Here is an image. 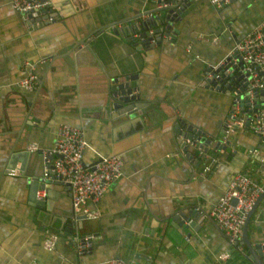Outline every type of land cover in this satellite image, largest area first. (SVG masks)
Listing matches in <instances>:
<instances>
[{
  "label": "crops",
  "instance_id": "obj_1",
  "mask_svg": "<svg viewBox=\"0 0 264 264\" xmlns=\"http://www.w3.org/2000/svg\"><path fill=\"white\" fill-rule=\"evenodd\" d=\"M49 2L52 19L33 26L10 0H0V264L110 258L129 264H213L221 252L228 253L222 264H254L241 239L229 245L206 213L232 175L259 181L260 166L245 150L264 152V141L249 130L235 131L223 147L202 146L215 162L199 175L209 160L192 147L187 149L191 159L179 155L176 139L185 129L175 123L184 121L211 141L219 139L230 96L202 82L209 68L264 18V0H231L220 9L209 0H189L168 34L161 32L151 46L145 41L146 47L130 26L165 13L147 0ZM158 27L155 22L149 28L154 36ZM25 64L33 67L35 91L17 86ZM125 75H135L131 85L140 114L115 116L104 106L107 81ZM39 104L43 113L33 114ZM61 123L81 131L87 143L84 166L112 154L122 162L121 176L88 204L98 216L82 220L72 232L92 236L90 251L81 257L65 234L73 217L67 186L45 189L40 208L29 197V177L3 171L10 148L49 149ZM34 161L27 174H40L39 157L32 154L31 165ZM184 206L200 211L194 227L164 220ZM245 232L252 244H264V194ZM47 234L56 236L49 250L44 248Z\"/></svg>",
  "mask_w": 264,
  "mask_h": 264
},
{
  "label": "built area",
  "instance_id": "obj_2",
  "mask_svg": "<svg viewBox=\"0 0 264 264\" xmlns=\"http://www.w3.org/2000/svg\"><path fill=\"white\" fill-rule=\"evenodd\" d=\"M147 1L156 10L165 12L169 10V15H174L173 18L186 3V0ZM209 1L213 7L220 9L231 0ZM10 6L14 11L24 15L33 26L52 19L50 14L52 7L49 0H10ZM132 35L136 36L137 33ZM147 36V43L150 46L153 45L155 43L153 31L147 30ZM24 68H26V73L16 82L17 86L26 91H35L38 82L33 67L25 64ZM211 68L212 70L217 69L218 72L211 78L212 88L230 96L229 108L224 116L218 139L220 144L225 145L228 142L227 137L233 132L248 130L264 141V18L236 41ZM203 137L201 130L192 127L189 137L180 140L181 145H187V149L194 148L201 158H205V161L209 160L203 163L198 172L199 175L210 172L215 162V158L210 157L202 149L203 145H200ZM181 145H178V152L184 155L181 151L183 145ZM86 147L87 143L81 131L75 126L64 123L56 127L51 148L39 150L35 144L27 146L28 150H38L42 156V183L52 185L61 181L68 185L73 222L77 221L76 216H82L87 220L95 219L98 216L97 211L89 209L88 204L97 202L108 185L121 176V158L115 154L100 156L91 164L84 166L82 153ZM245 153L251 161L260 166L259 181L242 173L232 175L226 187L206 213L223 232L226 242L232 246L238 245L247 214L264 190V152L257 148H250L245 150ZM44 195V188H38L35 192L36 199L44 198ZM232 200L235 202L232 203ZM55 238L54 234H47L44 248L49 250ZM70 239L78 257L90 251L91 235H78L74 232L71 233ZM227 257V252H221L213 264H222ZM76 264L129 263L118 258H110L93 263H84L79 260Z\"/></svg>",
  "mask_w": 264,
  "mask_h": 264
},
{
  "label": "water",
  "instance_id": "obj_3",
  "mask_svg": "<svg viewBox=\"0 0 264 264\" xmlns=\"http://www.w3.org/2000/svg\"><path fill=\"white\" fill-rule=\"evenodd\" d=\"M188 1L189 0H186V3ZM186 3L184 4V6L186 5ZM184 6H182L180 10H182ZM169 13L170 11L168 10L164 14H158V15H153V16L151 15L148 18L141 20L139 23H135L130 26L133 33L135 31L138 32V36L140 37V40H139L140 46L143 44V46L146 47L145 41L148 39L147 30L153 25H155V22L157 23V25H159V27L155 29L156 43L157 41H159L161 32H163V35L168 34L170 25L176 19V16H177L176 15L175 18H173L174 15L170 16ZM209 73L211 74V76H206L203 79L202 83L212 88V84L210 83L211 78L213 77V74H218V72H217V69L212 70V68L210 67L207 74ZM134 79H135V75H128V76L125 75V76H120V77L117 76L113 78H108L107 87H106V95H105L106 102L104 103V106L105 107L109 106L110 109L114 112L115 116L116 115L130 116L134 113L140 114V110L138 106L135 104V102L138 101V96L136 94H132V92H134L135 89L131 85V81H134ZM214 89L217 90L216 88ZM31 111L33 112V114L43 113V110L40 104L36 108L33 107ZM175 125H176V129L178 128V126L185 129L181 133L179 132V135L176 139L177 145H181L180 140L189 137L190 132L192 130V126L187 125L184 121H181V120H177ZM200 145H203V147L205 148L208 145H211L213 148H218L219 145L221 147L224 146L223 144H220L217 138L211 141L210 139L206 137L202 138ZM186 149H187V145H183L181 151L184 152V155H181L180 153L179 155L183 157L187 156L189 157V159H191V155L189 154V152H187ZM32 154L38 156L40 160L41 170H40V174L38 175H31V174L26 173L28 167H32V169L35 168V165H34L36 163L35 161L33 165H31L32 164L31 163ZM49 158L51 159V156H49ZM42 165H43V159L38 150L31 152L27 149L13 150V148H10V150L4 154V158H3V171L5 174H18L19 173V174L26 176L27 178L29 177L28 178L30 180L29 189H28L29 197L30 199L33 200V202L38 203L39 205H37V207H40V208L43 207L42 203L44 199L43 198L33 199V196H35V192L38 188L47 189L51 186V184L49 183L41 182ZM54 184L55 185L64 184L67 186V188H69L67 184L61 181L55 182ZM263 194H264V190L263 192L259 194L252 209L247 214V217L242 227L241 238H240L241 243L246 247L247 256L253 261L254 264H264V244H261V243L252 244L247 238V235L245 232V225H246L249 215L251 214L252 210L256 206L257 201ZM234 202L235 200H232V203ZM201 219L202 217H201L200 211L196 207H193V206H184L182 208H179L164 218V220H168V224H171L173 226L174 225L172 224L173 222L176 224V227L178 228L179 227H183V228L194 227L196 224L200 222ZM76 220H77L76 222H73L72 217H71L70 220L67 221V224H66L67 231L65 233L67 234V236H70L71 233L75 231L77 227H79V224H81L82 220L84 219L82 216H76ZM158 221L159 219L157 220V222ZM158 228L162 230L161 223H160V226L158 225Z\"/></svg>",
  "mask_w": 264,
  "mask_h": 264
}]
</instances>
